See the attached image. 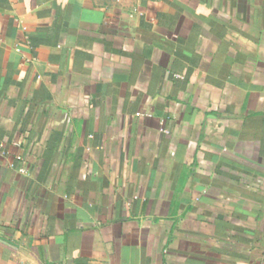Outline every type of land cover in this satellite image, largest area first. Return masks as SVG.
Instances as JSON below:
<instances>
[{
    "label": "crops",
    "instance_id": "0c3cea01",
    "mask_svg": "<svg viewBox=\"0 0 264 264\" xmlns=\"http://www.w3.org/2000/svg\"><path fill=\"white\" fill-rule=\"evenodd\" d=\"M0 264H264V0H0Z\"/></svg>",
    "mask_w": 264,
    "mask_h": 264
}]
</instances>
